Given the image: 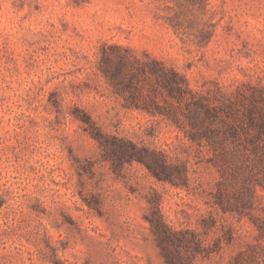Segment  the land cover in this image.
Instances as JSON below:
<instances>
[{
  "label": "rangeland",
  "instance_id": "1",
  "mask_svg": "<svg viewBox=\"0 0 264 264\" xmlns=\"http://www.w3.org/2000/svg\"><path fill=\"white\" fill-rule=\"evenodd\" d=\"M261 123L264 0H0V264H264Z\"/></svg>",
  "mask_w": 264,
  "mask_h": 264
},
{
  "label": "trees",
  "instance_id": "2",
  "mask_svg": "<svg viewBox=\"0 0 264 264\" xmlns=\"http://www.w3.org/2000/svg\"><path fill=\"white\" fill-rule=\"evenodd\" d=\"M178 75L173 72V71H170L169 70V75H166V72L164 71H161L159 74H158V78H159V81L161 82V84L163 85L164 88H166L167 92L171 95L173 94V92H178V96H180V93L183 92L181 88H178L176 87V81L175 79H177ZM187 89V88H186ZM197 106L202 110V113L200 112H195L194 114V118L195 119H198L200 122H201V125L204 126V130H202L203 134H206L207 130L209 132V134H213L214 132H217L219 129L218 128H215V129H212L211 127L209 126H205L204 124V120L205 118H208V117H212V111L213 109L208 107V106H205L204 104L202 103H197ZM248 111H251L250 109ZM251 120V119H250ZM259 127L261 129L264 128V124H260ZM199 132L195 133V132H190L189 133V137L191 140H195L196 139V136H199L198 134ZM206 136V135H204ZM131 158H135L137 157L139 160H141L142 162H145L143 161V157H140V155H135V153H131ZM146 166L149 168V170L151 171V167L150 165H148V163H145ZM155 176L160 179V176L158 175V173H154Z\"/></svg>",
  "mask_w": 264,
  "mask_h": 264
}]
</instances>
